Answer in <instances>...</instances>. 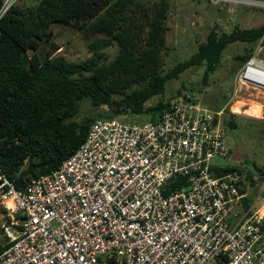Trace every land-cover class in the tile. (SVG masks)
I'll return each instance as SVG.
<instances>
[{"label": "built area", "instance_id": "built-area-1", "mask_svg": "<svg viewBox=\"0 0 264 264\" xmlns=\"http://www.w3.org/2000/svg\"><path fill=\"white\" fill-rule=\"evenodd\" d=\"M257 52L236 86L264 92ZM223 115L184 101L156 122L99 119L57 171L23 190L0 169V264H264V180L253 200L245 174L216 175L231 155Z\"/></svg>", "mask_w": 264, "mask_h": 264}, {"label": "trees", "instance_id": "trees-1", "mask_svg": "<svg viewBox=\"0 0 264 264\" xmlns=\"http://www.w3.org/2000/svg\"><path fill=\"white\" fill-rule=\"evenodd\" d=\"M5 0H0V15ZM170 3L168 0H38L14 4L0 18V169L19 190L33 180L51 175L85 142L91 125L133 113L147 114L156 122L179 102L180 93L167 103L145 108L148 100L165 92L167 82L190 67L215 72L223 51L235 42L253 44L264 29L217 35L189 61L164 72V54ZM54 24L72 25L92 35H103L90 45L92 57L83 63L53 57L45 52ZM117 44L119 51L108 63L103 51ZM251 52L242 57L245 63ZM134 90L125 93L131 85ZM124 98L114 99V95ZM110 109L109 115L79 119L81 105ZM229 129L234 123L225 122ZM231 154V151H230ZM231 156V155H230ZM258 170V169H257ZM237 171L258 180L247 168L227 166L216 175ZM259 178L264 173L258 170ZM250 198L246 203L249 204ZM3 222L8 218L3 210ZM4 234L0 254L9 247Z\"/></svg>", "mask_w": 264, "mask_h": 264}, {"label": "rangeland", "instance_id": "rangeland-1", "mask_svg": "<svg viewBox=\"0 0 264 264\" xmlns=\"http://www.w3.org/2000/svg\"><path fill=\"white\" fill-rule=\"evenodd\" d=\"M13 1L14 4L31 5L38 0ZM168 1L170 10L167 22V50L164 54L163 67L166 74L196 55L199 47L207 42L211 33L215 32L221 36L233 32L264 29V8L258 6L231 2L212 3L206 0ZM259 1L264 2V0ZM102 37L103 35H92L72 25L54 24L50 30V39L45 52L53 53V57L63 56L70 62L83 63L92 57L93 53L89 45L95 39ZM118 51L119 47L116 43L113 47L107 48L103 51V61L108 63ZM249 52L252 55L257 52L258 58L264 60V35L253 44L235 42L228 45L222 53L221 63L215 72L206 75L204 66L184 70L167 82L162 95L148 100L145 108L167 103L179 92L181 99L185 97L214 112L224 111V124L225 122L234 123L233 128L226 127L231 156L230 160L224 164L252 171L254 180H258V187H255L252 194V199L256 200L263 186L258 170L264 173V92L254 88L236 86L237 73L246 63L242 61V57ZM136 87L134 84L131 85L125 93ZM123 98L124 94L114 95L115 100L120 101ZM257 106L261 110L259 118L247 114L248 110ZM237 108H240L242 113H237L235 111ZM111 112L106 107L95 110L91 102L85 100L81 105L79 119L109 115ZM115 119L130 124L150 122L149 115H138L131 112ZM261 197H264V188ZM2 212L3 207L0 204V248L5 243V237L1 231Z\"/></svg>", "mask_w": 264, "mask_h": 264}, {"label": "bare ground", "instance_id": "bare-ground-1", "mask_svg": "<svg viewBox=\"0 0 264 264\" xmlns=\"http://www.w3.org/2000/svg\"><path fill=\"white\" fill-rule=\"evenodd\" d=\"M233 111H234V110H233ZM235 111H236L237 113H242L240 108H237ZM235 111H234V112H235ZM243 113H244V112H243ZM245 113H246V112H245ZM247 114H250V115L253 116V117L259 118L260 115H261V110H260V108L257 106V107L251 108V110H248V113H247Z\"/></svg>", "mask_w": 264, "mask_h": 264}, {"label": "crops", "instance_id": "crops-1", "mask_svg": "<svg viewBox=\"0 0 264 264\" xmlns=\"http://www.w3.org/2000/svg\"><path fill=\"white\" fill-rule=\"evenodd\" d=\"M262 2V1H261Z\"/></svg>", "mask_w": 264, "mask_h": 264}]
</instances>
